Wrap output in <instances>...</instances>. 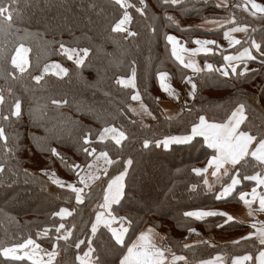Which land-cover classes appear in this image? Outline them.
Here are the masks:
<instances>
[{
  "label": "trees",
  "instance_id": "16d2710c",
  "mask_svg": "<svg viewBox=\"0 0 264 264\" xmlns=\"http://www.w3.org/2000/svg\"><path fill=\"white\" fill-rule=\"evenodd\" d=\"M129 2V29L134 35L126 36L112 31L126 11L115 0H0L6 7L11 5V19L0 17V95L4 97L0 128L5 135L0 139V264H32L2 255L4 247L27 238L48 250L57 244L53 264H82L83 259L120 264L127 249L148 227L162 233L169 248L185 257L176 264H200L216 255H222L225 264H232L236 257L246 254L253 256L249 264H256L257 255L264 249L255 238L215 245L204 242L185 248L189 229L205 228L228 239L252 228L222 216L196 219L185 213L239 209L240 194L255 185L242 177L254 176L264 166L251 158L241 161L222 181L226 185L239 174L240 183L231 194L217 199L222 183L210 188L204 183L206 177L194 171L215 154L203 137L170 148L162 145L170 137L191 134L200 116L211 123L226 122L240 104L244 105L246 119L239 130L257 139L264 137V83L256 86L264 67V22L239 13V2V6L226 10L237 24L252 27L232 52L256 42L261 46L257 54L260 68L230 78L216 71L195 75L196 93L191 107L169 120L158 104V75L169 73L174 86H180L190 72L175 60L166 37L187 39L188 46H192L194 36L214 33L185 29L183 24L193 26L211 12L225 10L201 0ZM61 43L80 55L82 49H88L83 63L68 59ZM21 45L30 50L29 67L23 73L11 63ZM52 61L65 66L67 75H46L37 81L35 77ZM133 69L137 91L147 109L144 120L131 114L135 90L117 83L119 78L130 77ZM17 100L21 104L19 116L12 114ZM54 100L60 103L54 104ZM105 128L122 131L126 139L119 145L111 138L101 141ZM93 148L95 155H89ZM100 152H107L114 162L108 165L107 174L86 189L83 203L78 204L68 181H78L79 169L93 163ZM128 162L125 194L112 211L116 218L113 227L121 226L120 218H126L123 226L128 232L124 243L119 244L111 228L93 231V225L97 224V213L103 210L108 184L127 169ZM51 172L66 184L54 183L47 177ZM62 208L73 212L68 219L54 215ZM61 223L65 225L63 235L71 230L67 240H57L60 233L56 229Z\"/></svg>",
  "mask_w": 264,
  "mask_h": 264
},
{
  "label": "snow or ice",
  "instance_id": "6c2138e0",
  "mask_svg": "<svg viewBox=\"0 0 264 264\" xmlns=\"http://www.w3.org/2000/svg\"><path fill=\"white\" fill-rule=\"evenodd\" d=\"M143 2V0H141ZM115 3L119 5L122 8L130 7L131 5H126L125 0H115ZM173 3H175V0H173ZM247 3L251 4V8L254 9V13H262L264 14V5L260 3H256L255 0H247ZM140 11L139 9H137ZM0 17H4L6 19H11V5L4 6L3 4H0ZM169 19H171L169 17ZM131 20V17L128 15L127 11L124 12V15L122 18L118 20V22L115 23V26L113 27L112 31L114 32H122L126 31V28L124 27L126 24H128ZM214 22V21H209ZM234 22V21H233ZM247 31L246 28H232L229 32H226L224 35V38L228 40L229 45H237L240 44L241 41L238 39H235L232 37V32H244ZM130 35H134L133 33H130ZM167 41L171 43L172 45V54L175 56L177 60L180 61L181 64H184L185 67L191 68L193 72H199L201 71L200 68H198L194 63H184L183 57L180 55V52H187L189 51L187 48H181L178 49L179 41L177 37L168 35L166 37ZM196 45H199V48L193 49L192 54H198L201 51L208 52L211 51V49L207 48V45L215 44V41L212 40H200L197 39L193 41ZM252 47L256 48L257 50H260V45L256 44L255 42L252 43ZM60 48L63 50V52L68 56V59H72L73 56H77L76 63L81 64L83 62V58L80 56V54L77 52L74 48H66L63 43L60 44ZM29 50L27 48H24L23 45H21L16 50V55L12 57L11 63L14 66L15 69H18L21 73L26 71V66L28 64V61L26 59V53ZM83 56L88 55V49H82ZM247 56L251 58V52L249 49H245L244 52L240 56H225L224 61L226 62L222 67L214 68L212 64H206L205 68L208 71H216L220 72L221 75L227 77L229 76L230 72L233 75L239 74L243 75L244 71H240L238 73L239 64L234 63V61H241L243 60V57ZM51 67L58 69V73H67V69L62 68L59 64H54ZM49 67L45 66L44 72H48ZM166 73H160L159 79L161 81V87L164 91H168V87L165 86V78ZM37 81L41 79L40 76L35 77ZM189 83L192 84V94L195 92L196 85L191 82V79L188 80ZM117 83L125 86V87H136V72L135 69L132 71L131 77L128 79H118ZM132 100L137 101L140 100V95L137 93L136 95L132 96ZM4 103V97L3 95H0V104ZM54 104L60 103L59 101H53ZM20 108L21 104L17 100L14 104L15 111L12 113L13 115L19 116L20 114ZM7 119V117H4ZM246 119L244 114V105L240 104L235 111L231 113L230 116L227 117L226 122L224 123H209L208 120L204 116L199 117V123H195L193 127L191 128V136H203L205 140L208 143V146L216 150V154L212 156V158L208 161V168H213L214 171L212 172V176L218 177L220 175L221 169H224V175H228V169L225 168V165H232L235 166L239 164L241 161L245 160L246 157L251 156L254 158L261 166H264V137H260L257 139L255 135L249 134V132L246 131H240V125L244 122ZM111 136V139L115 141L116 144H120L122 140L126 139L123 132L119 131L116 128H105L104 131L100 134V140L103 141L107 136ZM4 129L0 128V139H4ZM191 137H183V138H171L175 140L176 142L181 141H187ZM85 144L89 143V140L85 138L84 141ZM54 154H56V150H52ZM85 151L88 152V149L85 148ZM96 149L93 148L91 152H89V155H95ZM97 161L103 160L105 165H111L114 161L109 157L107 152H100L98 156L95 157ZM74 167L79 168V165H75ZM89 169H92L96 167L95 164H89ZM208 168L204 169H195L194 171L197 174H200L202 172H207ZM3 169L0 168V171ZM99 170V169H97ZM104 173L107 174V168H104ZM79 176V173H77ZM244 180H255L257 187L264 186V174L258 173L255 176H249L244 175L242 177ZM99 179L98 176L89 174L87 176H80V184H83L85 187L89 186V181L97 180ZM121 177L118 176L114 180H112L108 184L107 193L104 196L105 203L101 205V208L104 209V211H101L97 213L96 215V222L99 223H110L115 222L116 218L111 215V212L109 211L110 202L115 201L121 194V185H120ZM54 183L57 185L63 186V182L59 179L53 180ZM205 184H208V181H204ZM240 183V177L239 174L237 176L231 177V183L227 186L223 187L222 191L217 196V199H220L224 196H227L232 189ZM257 187L252 188L251 193L248 192H242L240 194L239 199L244 202L245 205L249 206L251 209L252 203H254L257 199L259 200V209L260 211H264V192H257ZM68 188L75 193L76 202L83 203V188L76 187L75 185L69 184ZM251 196V200L247 199L248 196ZM54 215L61 217V219L71 216L72 212L68 209H60L59 212L55 213ZM249 215H251V211L249 212ZM185 216L188 217H195L197 219H201L203 217L207 216H225L227 218V221H231L233 217L231 215H228L224 212H216V211H190L186 212ZM126 218L121 217L120 223L123 225V222ZM252 228L256 229L255 233H251L247 237H243L242 239H250L252 236H256L259 240V243L261 245H264V226L257 227L255 223L251 225ZM65 225L61 223L59 227L56 229V231L59 233L61 229H64ZM96 225H93V231H95ZM126 231L125 228L121 227L120 231H114L113 235L117 242L122 243V233ZM152 229L149 228L147 232L140 233L139 237L137 238V242L132 244L131 247L127 249V255L123 257V259L120 261V264H168L167 258L165 253L170 251V249L167 248H161L157 247V245L152 240ZM190 232H195V229H189ZM45 235H47V230H45ZM71 236V230H67L64 235L57 236V240L63 239L67 240ZM240 241H234V243H239ZM189 247V245H185V248ZM56 245H53V250L50 252H47L46 255L48 257L47 261L44 260V258L40 255V252L42 251L39 244H37L33 239L27 238L23 243H18L11 247H4L2 249V255L4 257H12L17 259H22L19 255V253L23 252L24 256H26L29 260L32 261V264H53V261L55 257L58 255V253L55 250ZM87 255V254H86ZM185 260V257L183 256H177L175 254L172 255L171 264H176V261ZM253 256L251 255H244L242 257H236L232 264H246L248 261H252ZM224 258L222 256H216L214 259L211 260H205L202 261L201 264H223ZM259 264H264V251L260 252L258 257ZM82 264H85V262L82 261ZM87 264H91V261H88Z\"/></svg>",
  "mask_w": 264,
  "mask_h": 264
},
{
  "label": "crops",
  "instance_id": "0c3cea01",
  "mask_svg": "<svg viewBox=\"0 0 264 264\" xmlns=\"http://www.w3.org/2000/svg\"><path fill=\"white\" fill-rule=\"evenodd\" d=\"M201 1H204L205 3H210L212 5H215V7L217 9H222V10H225V11H222V12L213 11L209 15H206V18L203 21H201L200 23H196L193 26H189L188 24H184L183 25L185 29L197 28V29H199L201 31L214 33V35H209V36H194L193 40L191 42L192 46H188L187 39L180 38V37H177L175 35H172V36L177 37V39L179 41L178 49L187 48L189 50L187 52H180V55L183 57L184 63L185 64L194 63L198 68L201 69V71L193 72L191 68L185 67L184 64H181L180 61L177 60L175 58V56H174L175 60H177V62L182 67L186 68L190 72L189 76L183 82V84H181L180 86H174V81H173L172 76L169 73H166L167 75H166L164 83H165V86L168 87V91H164L162 89V87H161V81H160L159 75H158V81H159V85H160V89H161V93H160V96L158 98V104H159V106L161 108V111L163 112L164 116H166L170 120L177 119L183 113L184 110H188L189 107H191V105H192V103L194 101L196 88H195L194 94H192V92H193L192 84L189 83L188 80L190 78L191 82L194 83L195 75L203 73V72H210V71H208L205 68L206 64L210 63V64H212L214 66V68L222 67L226 63L224 61V57L225 56H234V57L235 56H240L244 52L245 49H249V51L251 52V58H249L247 56H244L242 62L241 61H234V63H238L240 65L238 70H237L238 73L240 71H244L246 69V71H244V74H243V75H246V74L254 72V71H256V70H258L260 68V65H259L260 62H259V60L257 58V54L261 53L260 50H257L256 48L252 47V45H251V46H248L246 48H243L242 50H240L238 52H232L239 44L230 46L229 43H228V40H226L224 38V35H225L226 32H229L230 29H232V28H237V27L246 28L247 31H244V32H232L231 33L233 38L238 39V40H240L242 42L244 39H246L248 37V35L252 31V27L251 26L237 24L236 23L237 22L236 18L230 12L226 11V10H230L232 8V6L237 4L236 1H238L241 4V8L242 9L240 10V12H242L243 14H246V16H249L250 17L249 19L260 20V21L264 22V14H262V13L253 14L255 10L251 8V4L247 3V0H201ZM255 2L264 5V0H255ZM175 19L177 21L180 20L179 18H175ZM209 21H214V22H209ZM197 39H200V40H212V41H215L216 43L206 46L207 48L211 49V51H208V52L201 51L198 54L193 55L191 50L200 47L199 45H196L195 43H193V41H195ZM169 44H170L171 49H172L171 43H169ZM28 50H29V48H28ZM29 55H30V50L26 53V59L28 61V64L26 66V70L29 67ZM220 55H223V56H221L219 58ZM54 64H59L62 68L66 69V67L63 66L61 63H59L57 61H52V62H50V63H48L46 65V66L49 67V71L48 72H44V69H43L42 74L39 75L41 77V79L44 76H46V75H54V76L60 77V78H64L67 75V73L66 74L65 73L57 74L59 70L56 69V68L51 67ZM261 71L262 72H261V75H260V81H259V84H257V85H259V87L264 83V67H263V69ZM217 73L220 74V72H217ZM236 75H233L230 72L229 76H227V77H225L223 75H221V76L224 77V78H230L231 76H236ZM119 79H121V78H119ZM123 79H126V78H123ZM123 87H125V86H123ZM128 88H131V87H128ZM187 88H189L190 91H187ZM140 100H141V98H140ZM137 101H139V100H137ZM137 101L132 100L131 105L134 102H137ZM244 114H245V109H244ZM209 123H211V122H209ZM189 137H191L190 138L191 141L188 139L187 140L188 142L187 141L176 142L175 140L170 138L167 141H170L171 145L169 147H165V148H170L172 145H177V144L185 145V144H188V143L192 142L194 138L203 137V136H189ZM108 138H111V136L110 135L107 136L103 141L107 140ZM174 138H183V137H174ZM203 139H204L205 144L208 146V143H207V141L205 140L204 137H203ZM209 148L212 149L214 151V153L216 154V150L215 149H213L211 147H209ZM211 158H212V156L208 159V161ZM208 161H207V163L205 165L198 166L197 169L208 168ZM93 163H91V164H93ZM231 166L232 165H225L224 167L229 170ZM129 167H130V164H129ZM213 171H214L213 168H208L207 172L200 173V175H204L206 177V180L208 181L207 185L209 187L219 185L222 182L223 178L225 177V175H222L220 181L217 184H215L214 183L215 177L212 176V172ZM223 172H224V169H221L220 173H223ZM99 173H101V172H99ZM127 174H128V170H127V173L124 176V178L122 180H120V181L123 182V190H122L120 196L115 201H111L110 202L109 211L111 212V215H112L113 208L115 206H117L121 202L123 197H124V194H125V180H126ZM254 187H257L256 181H255ZM254 187H252V188H254ZM234 188L232 189V191L229 194H231L233 192ZM252 188L250 190H248V191H245V192L251 193ZM257 192H264V186L257 187ZM106 193H107V189H106L105 194ZM247 199L251 200L252 198L249 195L247 197ZM241 202H242V206L240 207V209L231 210L229 208H223V209L216 210V212H224V213H227L228 215H231L233 217V219L231 221H236V222H239V223H242V224H253V223H255L256 225H258V228L264 226V211H260V209H259V200L257 199L254 203H252L251 209L249 208V206L245 205L242 200H241ZM104 203H105V201H103V204ZM64 209H66V208H64ZM102 211H104V209ZM250 211H251V215H249ZM69 217L70 216H67V217H65L63 219H68ZM207 217H209V216H207ZM222 217L226 218L225 216H222ZM59 218H61V217H59ZM203 218H206V217H203ZM114 224H115L114 222H110V223H107V224L106 223H99V224H96V229L97 228L99 229L100 227H109V228H111V233L113 235V232L114 231L119 232L121 227L126 228L123 225H121L119 227H113ZM149 228H151L153 230L152 233H151V236H152L153 242L157 245V247L170 249L169 246L166 243L165 236L162 233L156 231L152 227L146 228L143 232H147V230ZM127 232H128V229L126 228V231H124L122 233L123 242L122 243L118 242L119 244H123L124 243L126 235H127ZM113 237H114V235H113ZM114 239H115V237H114ZM239 239H242V237L238 236V237L234 238V240L233 239H229V240H225L224 239L223 243H230V242L237 241ZM215 241H217L219 243H222L220 241V239L216 238L212 233L208 232L205 228H196L195 232H190L189 233L187 241H186V244L189 245V246H192V245H195V244H200V243H204L205 242V243H208L209 245H215ZM136 242H137V239L134 241V243H136ZM37 244H39V243H37ZM44 250H46V249H44ZM52 250H46V251L50 252ZM262 251H264V250H262ZM21 253H23V252H21ZM173 254H175L177 256H182L180 254H177V253L173 252L170 249V251L165 253L167 261H168V264H171L172 255ZM259 254L257 255V258H256L257 259V263L256 264H259V261H258ZM125 255H127V253ZM217 256H222V255H217ZM4 258H6V257H4ZM6 259H15V258H6ZM16 260H23V259H16ZM25 260H28L29 262L32 263V261L29 260L28 258L25 259ZM44 260L47 261V259H44ZM54 261H53V263H54ZM88 261H91V264H97V263H95L94 261H92L90 259L84 260L85 264H87ZM177 262L178 261H176V263ZM250 262L251 261H248V262H246V264H248Z\"/></svg>",
  "mask_w": 264,
  "mask_h": 264
},
{
  "label": "rangeland",
  "instance_id": "374dc122",
  "mask_svg": "<svg viewBox=\"0 0 264 264\" xmlns=\"http://www.w3.org/2000/svg\"><path fill=\"white\" fill-rule=\"evenodd\" d=\"M237 2V4H235V5H238L239 6V4H238V1H236ZM144 3V2H143ZM125 4L126 5H131L130 7H132V4L129 2V0H125ZM130 7H127V8H125V10L127 11V13H128V9L130 8ZM140 10V12L142 11L141 9H139ZM239 13H242V12H240L239 11ZM128 15H129V13H128ZM130 16V15H129ZM130 23V22H129ZM126 24L124 27L126 28V31H122V33H124L126 36L127 35H130V33H131V31H130V29H129V25L130 24ZM184 25V24H183ZM23 46H25V45H23ZM24 48H27V46H25ZM28 49V48H27ZM78 52V51H77ZM79 53V52H78ZM82 58H83V61H84V59H85V56H83V55H80ZM73 59H75V61H76V59H77V56H73ZM83 63V62H82ZM81 63V64H82ZM45 67V66H44ZM44 69V68H43ZM131 77V76H130ZM129 78V77H128ZM128 78H126V79H128ZM259 81H260V79L258 80V82L256 83V86H258L259 87V85H257V84H259ZM261 87V86H260ZM132 89H134L135 90V92H134V95H136L137 93L140 95V93L137 91V87H135V88H132ZM187 91H190V89L189 88H187ZM140 98H141V100H139V101H137V102H134L132 105H131V114L134 116V117H137V118H140L141 120H144L143 118H145L146 117V114H147V110H146V108H145V106H144V103H142L143 102V98L141 97V95H140ZM142 101V102H141ZM185 111V110H184ZM183 111V112H184ZM163 113V112H162ZM183 114V113H182ZM181 114V115H182ZM164 115V114H163ZM180 115V116H181ZM179 116V117H180ZM165 118L166 119H168L166 116H165ZM170 120V119H169ZM120 131V130H119ZM122 132V131H121ZM189 136H191V134H189V135H183V136H174V137H189ZM174 137H170V138H174ZM170 138H168V139H165L163 142H162V145L164 146V147H169L170 145H171V142L170 141H167V140H169ZM190 140V139H189ZM191 141V140H190ZM188 142V141H187ZM247 158H251V159H253L254 161H256L254 158H252L251 156H249V157H246L245 159H247ZM95 159V158H94ZM257 162V161H256ZM259 163V162H258ZM93 164H95L96 165V167H94V168H92V169H89V167L87 166V167H85V168H80L79 169V172H81V175L80 176H87V175H89V174H92V175H95V176H98L99 178L101 177V176H103V172H104V168H107L108 167V165H105L104 164V162H103V160H100V161H97V160H95V162L93 163ZM129 164H130V162H128V164H127V169L126 170H124L121 174H119L118 176H120L121 177V180L124 178V176L126 175V173H127V170H128V168H129ZM236 166V165H235ZM234 166H231L230 167V169H232ZM97 169H99V170H97ZM197 169V168H196ZM230 169L228 170V172L230 171ZM99 172H101V173H99ZM224 173V172H223ZM223 173H220V175H219V178L218 177H215V180H214V183L215 184H217L219 181H220V179H221V176L222 175H224ZM258 173H261V174H264V170L262 171V172H258ZM258 173H256L255 175H257ZM200 175V174H199ZM236 175V174H235ZM234 175V176H235ZM254 175V176H255ZM117 176V177H118ZM227 175H225V177H226ZM47 177L48 178H50V179H52V180H55V179H59V180H61L62 181V179H60L58 176H56L53 172H51V174H49V175H47ZM224 177V178H225ZM223 178V179H224ZM79 180H80V177H79ZM79 180L78 181H68V184H67V186L69 185V184H72V185H75L76 187H79V188H83L84 189V192L86 191V189L91 185V184H93V183H96L97 182V180H93V181H89V186L88 187H85L83 184H80V182H79ZM223 181V180H222ZM254 183H255V181L254 180H252ZM63 182V184H66V182L67 181H62ZM222 183V182H221ZM220 183V184H221ZM231 182H229V183H227L226 185H223V183L220 185V187H222V189H223V187H225V186H227L228 184H230ZM120 185H121V192H122V190H123V182L122 181H120ZM153 185H155L154 183H153ZM208 186V185H207ZM209 187V186H208ZM212 187H215V186H212ZM212 187H210V188H212ZM84 194V193H83ZM229 209H231V210H237V209H232V208H229ZM240 209V208H239ZM214 211H216V210H214ZM250 225H252V224H250ZM257 227H258V225H257ZM126 229V228H125ZM62 230V229H61ZM249 230V229H248ZM256 232V229H254V228H250V230L249 231H246L245 233H241V232H239V233H235V234H232L228 239H226V238H224V237H222V236H216L214 233H212L216 238H218V239H220V241L223 243L224 242V239L225 240H229V239H233L234 240V238H236V237H238V236H241L242 238L243 237H247V236H249L251 233H255ZM60 233V235H63V233H62V231H60L59 232ZM251 238H255V239H257L258 240V238L256 237V236H252ZM239 240H241V239H239ZM35 241V240H34ZM238 241V240H237ZM259 241V240H258ZM36 243H38L37 241H35ZM217 243H219V242H217V241H215V244H217ZM56 245V248H57V244H55ZM40 247H41V249H42V252H40V255L44 258V259H48V257H47V255H45L46 253H47V251L46 250H48V249H46V250H44L45 248H44V246H42L41 244H40ZM56 248H55V250H56ZM264 250V249H263ZM19 255L21 256V257H23L22 259L23 260H25V259H27V257L26 256H24V253H19ZM246 255H250V254H246ZM217 256V255H216ZM215 256V257H216ZM244 256V255H243ZM252 256V255H251ZM57 257V256H56ZM56 257H55V259L54 260H56ZM215 257H213V258H211V259H214ZM239 257H242V256H239ZM6 258H12V257H6ZM257 258V257H256ZM15 259H17V258H15ZM211 259H209V260H211ZM84 260H86V259H83V262H84ZM28 261V260H27ZM81 261V260H80ZM92 261H94L93 259H92ZM55 262V261H54ZM81 263H82V261H81ZM256 263H257V259H256ZM201 264V263H200ZM223 264H225L224 263V261H223ZM249 264V263H248Z\"/></svg>",
  "mask_w": 264,
  "mask_h": 264
}]
</instances>
